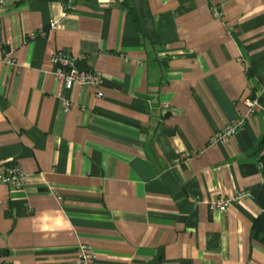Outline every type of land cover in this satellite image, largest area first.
I'll return each mask as SVG.
<instances>
[{"label":"crops","instance_id":"1","mask_svg":"<svg viewBox=\"0 0 264 264\" xmlns=\"http://www.w3.org/2000/svg\"><path fill=\"white\" fill-rule=\"evenodd\" d=\"M212 4L220 17L209 0H2L0 163L24 183L0 184V264H73L79 244L96 264H264V0ZM57 52L84 56L104 96L65 89Z\"/></svg>","mask_w":264,"mask_h":264},{"label":"built area","instance_id":"2","mask_svg":"<svg viewBox=\"0 0 264 264\" xmlns=\"http://www.w3.org/2000/svg\"><path fill=\"white\" fill-rule=\"evenodd\" d=\"M67 10L73 8V4L76 0H58ZM210 9L214 17H220L221 13L216 6L212 4ZM2 0H0V6ZM49 29H58L60 24L51 20L48 25ZM45 30L38 31L37 35L32 34L31 38L35 36H44ZM5 63L11 67L17 68V63L10 54L7 55ZM84 56H79L77 58L72 57L67 52H57L52 58L51 63L54 66L53 75L54 77L63 83L65 89H71L74 86H86L91 85L96 88V96L102 98L104 96V91L102 90V79L101 77L94 73L90 69H81L78 63L83 60ZM64 111H68L70 107V102L64 101ZM244 126V121L242 119H236L229 121L224 125V127L215 135L212 139L213 143H228L234 134ZM184 158L183 155L178 157L176 160L180 162ZM24 175L20 169V166L16 163L10 165H2L0 163V184L6 185L11 189L18 190L23 187ZM246 193L240 192L232 197H227L224 194H219L215 199L211 200L208 204V208L212 212H219L225 214L229 211L232 203L241 201ZM58 199H60L58 197ZM73 264H96V257L93 253L92 248L87 244H79L77 246V252Z\"/></svg>","mask_w":264,"mask_h":264},{"label":"trees","instance_id":"3","mask_svg":"<svg viewBox=\"0 0 264 264\" xmlns=\"http://www.w3.org/2000/svg\"><path fill=\"white\" fill-rule=\"evenodd\" d=\"M257 152L261 155L260 162L262 163L263 175V183L260 195L258 197V202L263 210L254 221L252 227V235L260 244L264 246V140L261 141L260 145L258 146Z\"/></svg>","mask_w":264,"mask_h":264}]
</instances>
